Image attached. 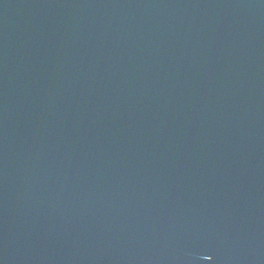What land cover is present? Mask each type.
<instances>
[{
	"label": "water",
	"instance_id": "obj_1",
	"mask_svg": "<svg viewBox=\"0 0 264 264\" xmlns=\"http://www.w3.org/2000/svg\"><path fill=\"white\" fill-rule=\"evenodd\" d=\"M0 264H264V0H0Z\"/></svg>",
	"mask_w": 264,
	"mask_h": 264
}]
</instances>
